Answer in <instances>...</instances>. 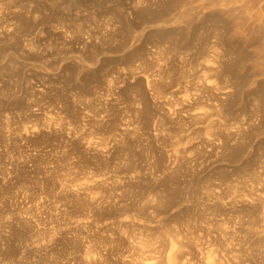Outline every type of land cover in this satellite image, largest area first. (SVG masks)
I'll return each instance as SVG.
<instances>
[{
  "label": "rangeland",
  "instance_id": "rangeland-1",
  "mask_svg": "<svg viewBox=\"0 0 264 264\" xmlns=\"http://www.w3.org/2000/svg\"><path fill=\"white\" fill-rule=\"evenodd\" d=\"M170 262L264 264V0H0V264Z\"/></svg>",
  "mask_w": 264,
  "mask_h": 264
},
{
  "label": "bare ground",
  "instance_id": "bare-ground-1",
  "mask_svg": "<svg viewBox=\"0 0 264 264\" xmlns=\"http://www.w3.org/2000/svg\"><path fill=\"white\" fill-rule=\"evenodd\" d=\"M185 13H186V12L184 11V14H185ZM187 24H188V23H187ZM187 27H188V26H186V30H187ZM189 29H190V28H189ZM187 35H188V34H187ZM193 37H194V36H193ZM195 38H196V37H195ZM195 40H196V39H195ZM185 41H186V40H185ZM192 42H193V41H192ZM195 42H196V41H195ZM191 44H192V43H191ZM195 45H196V44H195ZM188 48H189V47H188ZM186 51H187V50H186ZM181 74H182V73H181ZM187 74H188V73H187ZM186 77H187V75H186ZM186 77H185V78H186ZM178 78H179V77H178ZM178 78H176V80H177ZM172 81H173V80H172ZM177 81H178V80H177ZM187 81H188V80H187ZM187 81H186V82H187ZM168 84H169V83H168ZM175 84H176V83H175ZM181 84H182V83H180V85H181ZM176 85H179V84H176ZM170 86H171V85H170ZM174 87L177 88L178 86H174ZM187 90H188V89H187ZM171 241H172V240H171ZM169 245H170V244H169ZM173 245L176 246V243H173ZM173 245H172V246H173ZM175 246H174V247H175ZM169 248L172 249L170 246H169ZM172 250H173V249H172ZM173 252H174V251H173ZM171 253H172V252H171ZM175 255H176V254H175ZM168 256H169V255H168ZM173 256H174V254H173ZM170 257L173 258L172 256H170ZM170 257H168V258H170ZM172 260H173V259H172ZM172 260H171V262H172ZM168 261H170V260L168 259ZM171 262L168 263V264H174L176 261H175V259H174V261H173L174 263H171Z\"/></svg>",
  "mask_w": 264,
  "mask_h": 264
}]
</instances>
